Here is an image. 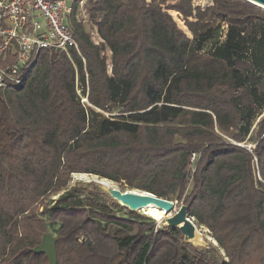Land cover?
<instances>
[{"label":"trees","instance_id":"16d2710c","mask_svg":"<svg viewBox=\"0 0 264 264\" xmlns=\"http://www.w3.org/2000/svg\"><path fill=\"white\" fill-rule=\"evenodd\" d=\"M171 1L97 0L99 45L71 18L78 52L0 90V264H48L47 233L57 264H264V11ZM75 174L184 205L224 260Z\"/></svg>","mask_w":264,"mask_h":264},{"label":"built area","instance_id":"2783aa9c","mask_svg":"<svg viewBox=\"0 0 264 264\" xmlns=\"http://www.w3.org/2000/svg\"><path fill=\"white\" fill-rule=\"evenodd\" d=\"M96 1L0 0V90L19 87L41 50L78 52L69 21L90 18L87 9Z\"/></svg>","mask_w":264,"mask_h":264},{"label":"water","instance_id":"95a60500","mask_svg":"<svg viewBox=\"0 0 264 264\" xmlns=\"http://www.w3.org/2000/svg\"><path fill=\"white\" fill-rule=\"evenodd\" d=\"M253 6L264 10V0H242ZM108 195L113 201L118 203L121 207L128 209L130 212H136L145 207L154 206L157 209H164L168 213L173 210L176 213L172 217L165 220L166 227L178 228L184 237V241L191 242L195 238V224L194 220L187 215L186 207L178 205L177 202H172L157 198L150 193L127 190L119 191L117 189L106 188ZM56 239L49 233L44 234L41 243L33 249L35 255H45L48 264H57L56 255Z\"/></svg>","mask_w":264,"mask_h":264},{"label":"rangeland","instance_id":"374dc122","mask_svg":"<svg viewBox=\"0 0 264 264\" xmlns=\"http://www.w3.org/2000/svg\"><path fill=\"white\" fill-rule=\"evenodd\" d=\"M147 1L149 2V0H147ZM173 3L174 2H172L171 0H168V2H167L168 5L169 4L171 5ZM211 4H212V0H192V5L195 7L205 8V7L210 6ZM87 10L88 11L91 10V6H89V8ZM261 10H263V9H261ZM167 13H170L168 15L172 16L171 18L175 20V21L174 20L173 21L175 22L177 27L180 30H182L187 36H190L185 25H184V23H182L180 21L181 19H178V14L176 12H173V11H168ZM87 16L88 15L86 13L85 17H84V18H86V20H84V22H82L83 26L85 28V31L90 36L91 41L94 44L99 45L101 43V41L97 35L95 23L92 22L91 18H89ZM89 16H91L90 12H89ZM206 51L207 50H205V52ZM104 54L106 57V63L108 65V68L110 69V67H111V54L108 50H106ZM246 146H248V148L253 147L252 145H249V144H246ZM81 177H82L81 174L80 175L79 174L72 175L71 181H70V186L80 185L83 187H87L89 190H93L95 192L97 191L100 194H104V195L108 196L111 200H112V198L108 195L107 190H106L107 187L104 186L103 184H101V182L105 183V184L111 186L113 189H117L121 192L128 190V188L125 185L121 186L119 184L112 183V182L107 181V180L98 179L97 177H94V176L85 175L84 177H82V178ZM52 199H56V197H53ZM46 202L48 204L50 201L47 200ZM136 213H138L139 215H142V216L150 217V216H147L140 211H136ZM150 218L153 219L152 217H150ZM156 223H157V225H163L164 226L165 220H162L161 222L156 221ZM195 227H196L197 231L199 232L200 236H198V238H194L189 244L192 245V247L194 249H196L197 252L208 250L210 258L216 259L218 261L224 260L223 253L220 250L216 249L217 245L213 241V239L208 235L207 231L205 229L198 228L196 225H195Z\"/></svg>","mask_w":264,"mask_h":264},{"label":"bare ground","instance_id":"6f19581e","mask_svg":"<svg viewBox=\"0 0 264 264\" xmlns=\"http://www.w3.org/2000/svg\"><path fill=\"white\" fill-rule=\"evenodd\" d=\"M81 176L84 177L85 175H81ZM101 184H103L104 186L108 187L109 189H113L111 186H109V185H107L105 183H102L101 182ZM139 211L142 212V213H144L147 216L152 217L153 220L158 221V222H161L162 220H166L168 217H172L176 213L175 210H173L171 213H168L166 210H164V209H157L154 206L145 207L143 209H140ZM198 236H200V234L197 231V229H195V238H198Z\"/></svg>","mask_w":264,"mask_h":264}]
</instances>
